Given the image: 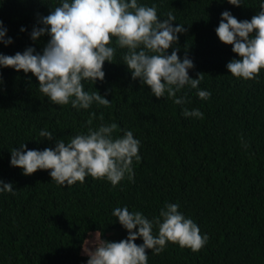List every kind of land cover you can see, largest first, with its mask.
I'll return each instance as SVG.
<instances>
[{
  "label": "trees",
  "instance_id": "16d2710c",
  "mask_svg": "<svg viewBox=\"0 0 264 264\" xmlns=\"http://www.w3.org/2000/svg\"><path fill=\"white\" fill-rule=\"evenodd\" d=\"M59 2L0 0V20L14 41L0 43V53L15 54L28 46L42 51L49 37L34 41L30 33L39 16ZM139 2L155 4L161 20L171 12L176 23L184 24L178 54L193 60L189 74H203L199 87L211 97L201 99L188 87L177 93L187 94L183 105L154 96L133 79L123 61L126 49L119 47L113 61L104 64L103 81L83 82L85 90H98L109 99L106 106L56 104L40 91L34 74L0 69V179L15 190L0 193V264H86L83 242L97 230L108 241L127 238L112 214L115 207L142 210L151 219L166 201L178 202L209 241L199 251L175 242L158 254L148 249V264H264V69L258 79L230 74L227 63L240 57L215 31L222 11L250 20L259 12L260 0H241L239 6L228 0ZM185 107L200 108L204 116L185 117ZM111 122L120 126L114 136L130 129L141 141L142 159L133 162L132 181L125 177L113 186L87 176L69 186L55 182L49 170L25 175L10 164L11 150L23 143L35 149L55 146L39 135L44 127L54 138L68 141ZM136 243H143L142 238Z\"/></svg>",
  "mask_w": 264,
  "mask_h": 264
},
{
  "label": "clouds",
  "instance_id": "9594fccd",
  "mask_svg": "<svg viewBox=\"0 0 264 264\" xmlns=\"http://www.w3.org/2000/svg\"><path fill=\"white\" fill-rule=\"evenodd\" d=\"M228 2L242 4L241 0ZM221 17L216 34L240 57L231 59L227 69L237 78L258 79L264 69V0H260V10L250 20H240L230 10L222 11ZM175 19L169 12L167 19L161 20L155 4L149 6L139 0H60L47 15L39 16L30 33L34 41L49 37L43 50L28 46L15 54L0 53V69L11 67L34 74L40 91L56 104L71 103L78 109H88L94 102L106 106L109 99L98 90H85L83 82L103 81L104 64L113 61L119 47L126 49L123 61L133 79L148 86L154 96H167L183 105L187 94L177 93L188 87L206 100L211 92L199 87L203 74L190 76L193 60L188 55L181 59L178 54L179 34L186 29ZM26 30L21 26V31ZM13 42L0 20V43ZM183 115L202 118L204 113L200 108L185 107ZM100 119L103 121V114ZM119 128L116 122L101 123L65 141L54 138L53 132L44 127L39 135L54 140L55 146L35 149L23 143L11 150L10 164L20 167L25 175L49 170L55 182L69 186L84 182L87 176L106 179L113 186L125 177L132 181L133 162L142 159L141 141L130 129H120L123 135L114 136ZM6 191H15L13 184L0 179V193ZM112 214L127 230V238L108 241L97 230L83 242L86 264H148V249L158 254L168 242H175L199 251L209 241V234L201 232L197 222L180 210L178 202L166 201L159 215L151 219L142 210H130L127 205L115 207ZM138 238L143 243L137 244Z\"/></svg>",
  "mask_w": 264,
  "mask_h": 264
},
{
  "label": "rangeland",
  "instance_id": "374dc122",
  "mask_svg": "<svg viewBox=\"0 0 264 264\" xmlns=\"http://www.w3.org/2000/svg\"><path fill=\"white\" fill-rule=\"evenodd\" d=\"M116 236H117L116 234H115V235H114V234H112V238H115Z\"/></svg>",
  "mask_w": 264,
  "mask_h": 264
}]
</instances>
